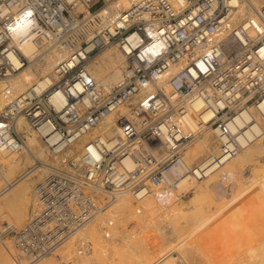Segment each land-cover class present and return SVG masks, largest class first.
<instances>
[{
	"label": "built area",
	"instance_id": "obj_1",
	"mask_svg": "<svg viewBox=\"0 0 264 264\" xmlns=\"http://www.w3.org/2000/svg\"><path fill=\"white\" fill-rule=\"evenodd\" d=\"M241 2L133 0L121 8V0H0V79L29 64L22 50L28 40L67 52L44 88L36 83L15 93L9 84L2 91L0 151L24 149L23 123L51 155H61L38 184L27 222L1 231L12 235L27 264L60 249L112 205L116 193L129 192L138 203L166 189L178 202L188 193L182 181L199 183L238 153L241 142L229 122L252 110L264 118V5L255 19L240 16ZM112 44L126 64L121 80L106 89L89 65ZM123 106L129 108L117 120L123 138L91 137L80 153H65ZM206 109L216 113L212 125L221 149L206 164L190 163L183 153L197 134L183 126L190 111ZM80 241L84 253L88 246ZM174 264L189 263L180 257Z\"/></svg>",
	"mask_w": 264,
	"mask_h": 264
},
{
	"label": "bare ground",
	"instance_id": "obj_2",
	"mask_svg": "<svg viewBox=\"0 0 264 264\" xmlns=\"http://www.w3.org/2000/svg\"><path fill=\"white\" fill-rule=\"evenodd\" d=\"M247 1L242 0L239 14L240 16L249 14L256 19L255 12L264 5V0H250L249 3ZM132 2L133 0H121V8L130 6ZM22 50L29 57L30 62L9 80L0 79V109L5 103L2 91L7 85L10 84L15 93L25 91L36 83L39 84L41 89L44 88L52 80L49 75L54 67L67 53L66 50H62L50 43L39 45L32 40L26 41L22 45ZM125 64V57L122 51L116 44H112L92 57L89 69L106 89H110L121 80ZM177 68L174 67L173 72ZM43 77L48 78L47 81H42ZM136 99L137 96L132 101L135 102ZM201 107L200 102L196 101L195 108L199 110ZM197 110L190 111L187 117L188 122L183 126L185 132L193 131L197 134L196 138L186 147L183 154L190 163H193L194 160H200L199 164H206L207 160H210L213 155H217L220 152L222 139L217 136V130L212 125V120L216 113L212 109H206L202 112H197ZM128 112L129 108L123 106L119 112L109 115L103 123L83 135L65 153H80L85 142L91 137L123 138L117 120L121 114H127ZM244 115L246 118L239 116L236 122H229L231 130L237 134L241 142L242 148L238 153L221 167H214V170H211L209 175L203 181H200L199 184L194 180H184L181 183V188L188 190V184L197 186V192L193 198L194 201L201 195L207 193L208 195L210 193L213 195L215 191L221 192L219 189L222 187H228L227 189L231 192L232 187L229 188L227 180L231 179L232 181L236 176L238 178L245 167L254 165L255 171L251 175L252 181L248 184L249 186L240 187L241 190L238 193L236 192L235 197L232 195L234 193L231 192V198L225 203L223 202L219 207L217 206L218 208L216 209L218 211H216H225L231 216V221L235 219V221H239V217H242L252 207V212L261 217L259 218L256 215L261 220L259 224L262 223L260 228L257 226V231L244 227L237 230L234 228L233 231L226 234V236L228 235L226 239V236L222 237L224 241L219 240L221 239L220 233L218 234L219 229L208 230L207 227L208 219L210 220L214 215L210 216L202 206L200 208L197 207L198 209L196 208L195 212L184 210L181 208L180 202H174V193L171 190L157 189L138 203L132 200L129 192L116 193L117 195H113L114 202L112 205L108 206L76 235L70 238L53 255L46 256L38 264H75L77 260V264H83L84 260H90L93 264H172L173 261H171L170 256L172 252L178 254L177 259L181 257L186 261L188 260L190 264H207L203 258V250H205L209 234L215 238L217 248L224 244L230 245L229 249L225 251L223 246V252H221L222 249L220 248L219 254L221 252L222 254L220 255L223 256L220 260L221 263L264 264V118L260 117L254 110H252L251 115L247 113H244ZM250 116L253 118L252 123L256 121L253 125L250 122ZM247 119L250 123L248 125H246ZM238 125H240V128L243 127V130H236L239 127ZM20 129L25 131L26 144L24 149L16 152L0 151L1 175L8 184L0 198V215L2 219L3 217L8 219L10 222L9 227H17L18 224H22L24 221L27 222L32 209L36 206V193L34 191L33 199L30 201L31 191L33 188L36 190L37 184L42 182L46 176L45 174L48 173L50 165H57L61 157V155L53 156L50 154L53 157L50 160V156L46 152V144L38 137L36 131L24 127L23 123L20 124ZM156 153L159 154L160 150H157ZM249 178L247 177V179ZM239 183L238 181L237 184ZM234 185L232 184V186ZM104 193L107 194L106 191ZM199 203L202 204L200 201ZM169 205L171 206L170 210H163L164 207ZM139 208L141 209L140 212H138ZM241 213H243L242 216H240ZM250 214L252 215V213ZM206 215L208 219H206ZM251 215H248V217L250 216L252 219ZM256 216L254 214L253 217ZM214 218L216 217L214 216ZM217 218L218 220L221 219ZM241 219L243 220L244 218L242 217ZM245 219L248 220V218ZM105 220L109 224L108 229L105 231V236L109 235L107 237H110L112 232L114 235V238L110 241L105 240V236L102 233ZM214 221L217 222L216 219ZM256 221L258 220L256 219ZM130 222L135 225H131V227H136L134 230H132L133 228L127 230ZM249 222L247 221V223ZM251 224H254V222ZM259 224L257 222V225ZM214 225L212 226L215 227ZM216 225L220 226L218 223ZM228 225L227 223L225 228ZM231 225H235V223ZM138 227L141 228L139 230L144 233V236L137 241L134 239L135 242H132V237L136 236L135 238H137L136 229ZM188 229H190L189 232L187 231ZM3 230H5V226H3ZM126 232H130L131 237L127 234L130 239L124 240V243L119 242L120 239L117 237L125 235ZM8 234L9 232L6 230L3 236L7 237ZM196 234L197 236L194 237ZM76 239L77 241L78 239L84 240L87 243L88 250L86 252H80ZM254 240L257 241V244H253ZM7 241L11 244L10 240ZM220 241H223L224 244L222 245ZM4 244L6 250L0 246V264H27L25 256H21L15 251L13 252L10 244L7 245L5 242ZM11 255L16 261L13 260Z\"/></svg>",
	"mask_w": 264,
	"mask_h": 264
},
{
	"label": "rangeland",
	"instance_id": "obj_3",
	"mask_svg": "<svg viewBox=\"0 0 264 264\" xmlns=\"http://www.w3.org/2000/svg\"><path fill=\"white\" fill-rule=\"evenodd\" d=\"M28 65V64H27ZM19 73V72H18ZM188 150V149H187ZM46 152H47V155L48 156H50V153H48L49 151H48V148H46ZM23 154V153H22ZM49 159L51 160V159H53V157H49ZM200 160H194V162L193 163H197V162H199ZM254 171H255V169H254V165H250V166H247V167H245L244 168V170L242 171V174H241V176L239 175L238 176V178H236V177H234L233 179H232V181L235 183V185H234V183L231 181V179H229V180H227L226 182H227V184L229 183V188H231V192L232 193H234V194H232L231 192H230V190L229 189H227V188H220L219 190L221 191V192H217V191H215V193L213 192V195L210 193V195H208V193L207 194H205V195H201V196H199V197H197V199H195V201L193 200V198L195 197V194H196V192H197V186L195 187V185H193V184H191V185H189L188 184V186H187V188H188V193L186 194V196H184L181 200H179L178 202H180V205H181V208H183L184 210H187L188 212H195V209L198 207V208H200L201 206L202 207H204V209L206 210V213L208 212L209 214H210V216L213 214L216 218H214V216H212L213 218H211L210 220H212L211 222H210V220L208 219V216L206 217V219H208V221H207V227H208V230H210V229H214V230H218L219 232H218V234H219V236H220V238L221 239H219V240H223L224 241V239L222 238L223 236L225 237L226 236V234H228V233H230L231 231H233V229L235 228V230H237V229H241L242 227H244V228H247V229H255V231H257L258 230V228H257V226H259V228H260V226H261V224H259V222L261 221V220H259V218H261V217H259V215H257L256 213H253L252 212V207H250V210H247V212H245V214H243V213H241L240 214V216H242V214H243V220L246 222H244L241 218L242 217H239L240 218V220L239 219H237V220H239V221H235V220H233V221H231L230 220V218H231V216L229 215V214H227V212H225V211H223V212H217L218 210L216 209V208H218L221 204H223V202L225 203V201H228L230 198H231V196L233 195V197H235V194H236V192L238 193L240 190H241V188L242 187H247V186H249L248 184H250L251 183V181H252V177H251V175L254 173ZM248 172V173H247ZM252 172V173H251ZM247 174H248V176H247ZM46 175V174H45ZM246 176V177H245ZM241 179H240V178ZM247 177L249 178V179H247ZM236 179H238V180H236ZM243 179V180H242ZM6 179H4V177H1V179H0V186H3V187H6L7 188V186H8V184H7V182L5 181ZM229 181H231V182H229ZM238 181L240 182L239 184H237L238 183ZM244 181V182H243ZM38 183V182H37ZM243 183V184H242ZM199 184V183H198ZM232 184L234 185V186H232ZM38 185V184H37ZM243 185V186H242ZM36 187V186H35ZM238 187V188H237ZM241 187V188H240ZM5 188V189H6ZM240 188V189H239ZM35 188H33V190L31 191V197H30V201H32V199H33V196H34V190ZM223 190H225V191H223ZM229 190V191H228ZM238 190V191H237ZM229 192V193H228ZM217 193V194H216ZM232 195H231V194ZM3 194V193H2ZM230 194V195H229ZM208 195V196H207ZM198 196V195H197ZM131 197H132V195H131ZM223 197V198H222ZM0 198H1V196H0ZM200 198V199H199ZM203 198V199H202ZM215 198V199H214ZM209 199V200H208ZM223 199V200H222ZM132 200L134 201V199H133V197H132ZM203 202H202V201ZM199 201L202 203V204H200L199 203ZM218 206V207H217ZM197 208V209H198ZM248 208H249V206H248ZM171 209V206L167 209V210H170ZM164 210V209H163ZM167 210H165V211H167ZM217 210V211H216ZM212 212V213H211ZM217 212V213H216ZM226 213V215H225V213ZM248 212H250V213H252V215L254 216V214H255V216L256 217H253L250 213H248ZM222 214H224V215H222ZM251 215V217H252V219L250 218V216L248 217V215ZM217 215V216H216ZM245 215V216H244ZM227 216V217H226ZM230 216V217H229ZM217 217H219V219L220 220H222V221H220V220H218V218ZM222 217H223V219H222ZM109 218V217H108ZM228 220H227V219ZM245 218H248V220H246ZM216 219L217 220V222L216 221H214V220ZM254 219V220H253ZM256 219L258 220V221H256ZM107 220H109V219H107ZM252 220H253V222H254V224H251V223H253L252 222ZM185 221V220H184ZM215 223H214V222ZM235 223V225H231L232 223ZM247 221L249 222V221H251V222H249V223H247ZM105 222L107 223L108 221H106L105 220ZM104 222V227L102 228V233H103V236H105V231L108 229V226H109V224L107 225L106 223ZM212 224V225H214L215 227H213L210 223ZM223 222V223H222ZM226 224H225V223ZM240 222V223H239ZM241 222H243V223H241ZM257 222H258V224L259 225H257ZM24 223H26V221H24ZM24 223L22 222V224H18V226L17 227H21L22 225H24ZM117 223H118V221H117ZM208 223H209V225H208ZM219 224L220 226H218V225H216V224ZM227 223L229 224L227 227H229V228H225V226L227 225ZM237 223L239 224L238 226H237ZM116 224V223H115ZM222 224H224V225H222ZM7 225H10V222L8 221V219H6V218H4L3 217V219H2V216L0 215V246H2L3 248H5V250H6V246H5V244H4V242L7 244V245H9L10 243H9V241H7V240H10L11 241V244H10V246H11V248H12V250H13V252L15 251V248H14V243H13V239H12V235L11 234H8L7 235V237H5V236H3V233H1V231L3 230V226H7ZM114 225V224H113ZM131 225L132 226H135L134 224H132L131 222L128 224V226H127V230L130 228V229H132V230H134L136 227H131ZM246 227H245V226ZM249 225V226H248ZM217 226V227H216ZM221 227V228H220ZM255 227V228H254ZM231 228V229H230ZM83 229V228H82ZM104 229V230H103ZM139 229H141V228H137L136 229V231H137V238H135L136 236H134V237H132L133 238V241L132 242H135V241H137L139 238H141L142 236H144V233L143 232H140L141 230H139ZM226 231H225V230ZM230 229V230H229ZM170 230V229H169ZM189 230L190 229H188L187 231L189 232ZM226 232H224V231ZM228 230V231H227ZM131 232V231H130ZM130 232H126L125 233V235L123 234L122 236H118L117 238L118 239H120L119 240V242H123L124 243V240H128V239H130L129 237H131L130 235ZM140 232V233H139ZM132 233V232H131ZM225 233V234H224ZM129 235V237H128V235ZM139 234V235H138ZM211 234H209V236H208V238H207V241H206V246H205V250H203V258H204V260H205V263H210V264H226V263H221V259H222V257L223 256H221L220 254H222L221 252H223V246L225 247V249H224V251L226 250V249H229V246H228V244L226 245V244H224V242L223 241H220L221 242V244L223 245V246H218V248H217V244L215 243V238L213 237V235H211ZM197 236V234L196 235H194V237H196ZM218 236V237H219ZM228 236V235H227ZM227 236L225 237V239L227 238ZM122 237H124L123 239H121ZM114 238V235H113V232L111 233V236L110 237H107V236H105V240H108V241H110L111 239H113ZM210 238H212V239H210ZM229 238V237H228ZM5 239V240H4ZM134 239H136L135 241H134ZM213 240V241H212ZM4 241V242H3ZM79 242H81L80 241V239H78V241H77V239H76V243H78V249L80 248V243ZM219 242V243H220ZM253 244H257V241L256 240H254L253 241ZM227 247V248H226ZM222 250H221V249ZM218 250V251H217ZM219 250H221V252H220V254H219ZM231 250V249H230ZM16 252V251H15ZM226 253H228V252H226ZM16 254V253H15ZM224 254V253H223ZM53 255V254H52ZM177 255V256H176ZM171 261H173V263L172 264H174V262H176V260L175 259H177V257H178V254H176V253H174V252H172L171 253ZM11 257H12V255H11ZM13 258V260H15L16 261V259L14 258V257H12ZM172 258H175V259H172ZM27 261V260H26ZM78 261V260H77ZM77 261H75V264H77ZM187 262H188V260H187ZM215 262V263H214ZM189 264H190V262H188ZM260 263V262H259ZM83 264H93L92 263V261H90V260H84L83 261Z\"/></svg>",
	"mask_w": 264,
	"mask_h": 264
}]
</instances>
